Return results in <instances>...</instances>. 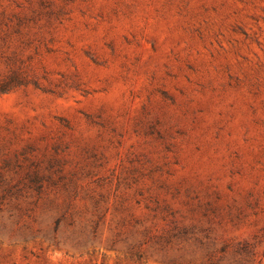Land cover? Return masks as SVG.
<instances>
[{
    "label": "rangeland",
    "instance_id": "obj_1",
    "mask_svg": "<svg viewBox=\"0 0 264 264\" xmlns=\"http://www.w3.org/2000/svg\"><path fill=\"white\" fill-rule=\"evenodd\" d=\"M0 264H264V0H0Z\"/></svg>",
    "mask_w": 264,
    "mask_h": 264
}]
</instances>
